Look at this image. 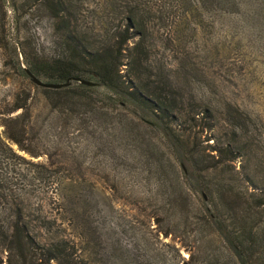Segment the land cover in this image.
I'll list each match as a JSON object with an SVG mask.
<instances>
[{
	"label": "rangeland",
	"instance_id": "obj_1",
	"mask_svg": "<svg viewBox=\"0 0 264 264\" xmlns=\"http://www.w3.org/2000/svg\"><path fill=\"white\" fill-rule=\"evenodd\" d=\"M16 1L17 9L13 0H0V111L18 93L23 99L30 91L33 114L23 117L27 143L51 155L21 150L0 124L1 138L29 160L21 161L22 176L14 182L30 202L29 212L35 208L39 213L33 216L54 221L71 237L84 264H241L222 230L238 239L241 211L258 189L240 173L222 169L236 193L230 206L221 205L218 195L196 184L151 116L137 107L122 109L100 83L83 89L72 81L81 104L54 107L51 93L20 65L58 51L59 33L49 17ZM151 41L144 81L171 87L190 102L211 104L219 141L227 138L228 126L221 108L227 102L238 105L256 119L260 134L254 144L264 150V29L255 38L242 22L230 19H211L204 28L182 24L174 31L156 24ZM245 162L240 158L234 169ZM254 221L264 228V209ZM252 259L248 264H264L262 257Z\"/></svg>",
	"mask_w": 264,
	"mask_h": 264
},
{
	"label": "trees",
	"instance_id": "obj_2",
	"mask_svg": "<svg viewBox=\"0 0 264 264\" xmlns=\"http://www.w3.org/2000/svg\"><path fill=\"white\" fill-rule=\"evenodd\" d=\"M24 1L37 16L51 19L52 27L59 33L56 40L59 50L45 60L26 59L24 65H20L23 74L32 80L28 69L37 76L43 74L63 82L69 77L94 76L97 84L115 95L122 109L137 107L151 116V124L160 126L196 184L218 195L224 207L231 205L228 199L236 191L221 173L229 167L232 172L243 175L258 191L249 193L252 199L241 211L238 239L231 238L226 230H222V234L241 264H248L252 258L264 259L261 250L264 228L254 221L257 213L264 209V150L254 144L260 134L256 119L238 105L227 102L221 112L229 129L227 126V138L219 141L214 135L221 129L216 123L217 111L211 104L190 102L184 95L174 93L171 87L143 80L149 65L147 59H151L153 52L151 38L156 24L170 26L174 31L182 24L204 28L211 19H230L242 22L257 38L264 29V0ZM13 6L18 8L16 0ZM97 84L80 82L79 88L90 89ZM73 85L71 82L58 88L42 87L51 93L50 103L54 107L72 109L82 102L73 92ZM19 94L6 111H0L4 133L32 156L48 154L27 143L23 117L25 114L32 117L31 93L29 91L23 99H19ZM204 132L207 133L205 138ZM213 137L215 144L208 141L207 147L203 146L204 140ZM240 158L248 163L234 169ZM21 161L29 160L0 135V163L4 167L0 170V264H84L71 237L55 228L54 221L33 216L39 213L35 208L29 212L30 202H26L14 183L22 176Z\"/></svg>",
	"mask_w": 264,
	"mask_h": 264
},
{
	"label": "water",
	"instance_id": "obj_3",
	"mask_svg": "<svg viewBox=\"0 0 264 264\" xmlns=\"http://www.w3.org/2000/svg\"><path fill=\"white\" fill-rule=\"evenodd\" d=\"M27 71L31 75L32 80L35 83H37L38 85L44 86V87H56V88H58V87L69 85L72 82V80H78V81H80L82 83H86V84H89V85H94V84L98 83L96 81H93V80H90V79H87V78H83V77H80V76L69 77L68 80L65 81V82L46 81V80L41 79L39 76L35 75L30 70L27 69Z\"/></svg>",
	"mask_w": 264,
	"mask_h": 264
}]
</instances>
